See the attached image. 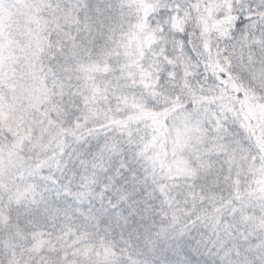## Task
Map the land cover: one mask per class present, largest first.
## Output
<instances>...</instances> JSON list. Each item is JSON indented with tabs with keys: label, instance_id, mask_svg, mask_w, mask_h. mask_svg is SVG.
Masks as SVG:
<instances>
[{
	"label": "snow or ice",
	"instance_id": "1",
	"mask_svg": "<svg viewBox=\"0 0 264 264\" xmlns=\"http://www.w3.org/2000/svg\"><path fill=\"white\" fill-rule=\"evenodd\" d=\"M0 264H264V0H0Z\"/></svg>",
	"mask_w": 264,
	"mask_h": 264
}]
</instances>
